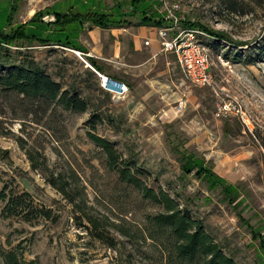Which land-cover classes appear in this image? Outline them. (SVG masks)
<instances>
[{
	"label": "rangeland",
	"instance_id": "obj_1",
	"mask_svg": "<svg viewBox=\"0 0 264 264\" xmlns=\"http://www.w3.org/2000/svg\"><path fill=\"white\" fill-rule=\"evenodd\" d=\"M163 1L168 8L177 5L181 28L187 19L245 44H232L197 28L207 35L201 41L210 57L212 87L190 85L172 63L167 107H160L157 94L145 102L136 92L133 97L112 98L98 85L81 51L56 46L27 51L65 89H76L88 108L64 110L0 87L4 251H14L29 264H204L200 257L179 258L174 237L152 219L163 207L119 178L90 132L113 144L143 186L164 191L201 221L236 264L264 263L257 258L249 229L264 235V4ZM155 3L158 11L165 9L162 0ZM20 15L18 10L14 20ZM4 20L0 17V28ZM84 35L87 38L86 31ZM104 71L114 75L119 68L105 62ZM180 98L184 105L178 110ZM222 102L228 103V111L220 110ZM93 113L108 119L91 129L87 120ZM173 144L203 157L215 173L238 186L246 220L223 200L219 189L208 190L204 182L182 173ZM21 194L24 202L17 206L18 214L3 212L7 198Z\"/></svg>",
	"mask_w": 264,
	"mask_h": 264
},
{
	"label": "trees",
	"instance_id": "obj_2",
	"mask_svg": "<svg viewBox=\"0 0 264 264\" xmlns=\"http://www.w3.org/2000/svg\"><path fill=\"white\" fill-rule=\"evenodd\" d=\"M19 2L20 0H12L11 4L6 5L8 10L5 24L0 28V87L74 112H85L88 108L87 100L76 89H65L59 81L54 80L46 70L30 58L26 54L27 51L29 52L33 46H56L83 51L75 39L83 24L103 29L119 28L132 24L128 19L133 17L136 18L133 22L134 26L161 27L165 24L162 12L156 9L155 0H113L108 11H103L100 6L80 9L74 4V0H69V3L63 6L62 0L36 11L24 23H14ZM252 2L258 5L264 4V0H252ZM46 15L51 16L52 19L44 21L43 17ZM182 27L202 28L212 37L240 46L245 44L233 41L222 31H213L187 19H183ZM86 60L96 71L104 72V66L93 58L87 57ZM103 119L108 117L103 113H93L87 124L93 129L95 124ZM88 136L103 150L107 165L117 171L122 181L132 184L141 191L144 198L163 207L164 211L152 219L158 227L167 229L174 237L175 252L179 258L192 260L200 257L203 258L204 264H236L233 258L212 240L201 221L193 219L187 210L180 209L176 201L164 191L155 192L143 186L128 168V163L118 156L110 141L90 132ZM172 148L178 155L180 169L184 175H193L204 182L208 190L219 189L223 200L236 210L240 219L246 220L241 216L243 199L237 185L227 182L215 173L211 164L203 157L179 148L175 144ZM23 197V194L8 197L3 212L9 215L18 214L16 208L24 202ZM2 198L5 199L6 195H2ZM249 229L252 241L256 240L257 258L261 260L260 262H264V235L261 234V230L254 227ZM98 238L102 239L103 234L99 233ZM0 257L4 264L30 262L24 261L14 251H4L1 245Z\"/></svg>",
	"mask_w": 264,
	"mask_h": 264
},
{
	"label": "crops",
	"instance_id": "obj_3",
	"mask_svg": "<svg viewBox=\"0 0 264 264\" xmlns=\"http://www.w3.org/2000/svg\"><path fill=\"white\" fill-rule=\"evenodd\" d=\"M56 1L62 0H20L17 11H21V18L18 21L13 19L14 23H24L36 11L46 8ZM112 1L109 4V0H74V4L80 9L87 6L95 8L100 6L103 11H108ZM11 2L12 0L1 1L5 7L0 9V17L6 16L5 11L8 9L6 5L11 4ZM68 3L69 0H63V6ZM45 18L46 20L47 18H49L48 20L52 19L48 15L44 16L43 20ZM128 20L132 24L109 29L83 24L75 37L79 46L82 47L81 53L85 59L87 57L93 58L102 66L105 62L115 63L119 68L117 74L108 75L105 71L97 72L123 82L128 88L125 97L128 95L133 97L136 92L138 94L136 97L145 102L157 94L160 107H167L171 104V101L168 100L172 96L167 94L168 88H170L169 70L172 63L176 65L175 59L172 54L160 51L156 34L158 27L134 26L135 17ZM85 31L87 38L84 35ZM73 33L75 34L74 31ZM82 36L85 37L82 38ZM81 39L85 40L84 43ZM145 41H148V44H145Z\"/></svg>",
	"mask_w": 264,
	"mask_h": 264
},
{
	"label": "built area",
	"instance_id": "obj_4",
	"mask_svg": "<svg viewBox=\"0 0 264 264\" xmlns=\"http://www.w3.org/2000/svg\"><path fill=\"white\" fill-rule=\"evenodd\" d=\"M160 11L164 18V25L157 28L156 34L160 44V51L170 53L175 59V63L184 77L192 86L198 88L212 87V76L210 74V57L208 49L202 44L201 37L207 36L205 32L197 28L180 27L181 16L177 14V5L166 6ZM173 34H170V33ZM148 44V41L144 42ZM75 53H79L74 51ZM97 76L100 88L114 99H122L128 93L127 86L116 79L98 73L90 67ZM184 105L183 99H178L176 109L181 110ZM220 110L228 111V103L222 102Z\"/></svg>",
	"mask_w": 264,
	"mask_h": 264
}]
</instances>
